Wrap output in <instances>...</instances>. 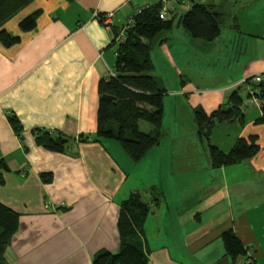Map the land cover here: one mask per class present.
<instances>
[{
	"label": "crops",
	"instance_id": "1",
	"mask_svg": "<svg viewBox=\"0 0 264 264\" xmlns=\"http://www.w3.org/2000/svg\"><path fill=\"white\" fill-rule=\"evenodd\" d=\"M173 2L174 13L187 10ZM145 4L33 0L4 24L21 38L10 47L0 43V158L7 167L0 203L18 214L6 264H91L103 251L117 253L119 205L133 192L150 208L139 236L146 264H264V123L256 122L261 103L251 95V82H245L261 74L264 85V5L228 9L237 28L226 17L224 33L220 29L214 40L198 43L208 51L213 70L190 68L186 93L191 112L202 107L208 114L228 108V97L237 90L242 119L217 124L210 141L227 153L237 138L255 136L256 155L218 168L205 154L200 158L197 150L190 151V196L186 190L176 199L177 181L185 172L166 139L136 163L114 140H77L82 135L92 139L97 128L98 80L112 72L115 62L112 30L121 29ZM35 11H40L36 28L21 32L19 20ZM110 12L111 28L99 21ZM195 39L190 35V44ZM8 114L19 120L20 136ZM34 130L68 138L67 150L45 149ZM148 168L149 179L131 176ZM43 174L50 180L44 181ZM154 188L162 194L157 201L150 198ZM226 230L234 232L246 255L234 261L226 256L221 240Z\"/></svg>",
	"mask_w": 264,
	"mask_h": 264
},
{
	"label": "trees",
	"instance_id": "2",
	"mask_svg": "<svg viewBox=\"0 0 264 264\" xmlns=\"http://www.w3.org/2000/svg\"><path fill=\"white\" fill-rule=\"evenodd\" d=\"M32 1L0 0V43L4 47L15 45L21 39L20 35L9 33L4 28V24ZM186 1L189 2V8L179 16V22L183 28L196 39L209 42L217 38L220 34V12L203 5L199 0ZM183 2L176 0L177 4H183ZM161 7L162 2L158 0L139 7L129 15L127 20L130 18L132 22L128 24L126 20L121 41H116L121 29L112 30L111 46H115V62L112 72L98 80L97 128L92 139L83 135L77 138L78 141L92 140L94 142H101L104 139L115 140L135 163L158 145L163 136L161 125L163 97L166 90L152 74L155 65L151 51L155 37L161 31L171 29L173 15L176 12L174 13L172 7L168 15L161 19L159 17ZM39 14L40 11H35L22 17L18 22L19 30L21 32L33 31L36 28ZM103 17L99 18L101 23ZM227 17L233 23L232 26L237 28L233 14L228 13ZM102 25L105 26L103 23ZM108 27L111 28V24ZM162 41L163 39H159V43ZM251 77H248L246 82H251ZM251 84L253 85L251 95L256 91L252 96L260 100L262 109V116L256 122L264 123L263 81L251 82ZM228 102V108L223 109L219 106L208 114L202 107H196L193 110L197 136L206 145L212 167L219 168L237 164L253 157L259 150L255 136L237 138L227 153L210 142L211 131L217 124L242 119L244 104L237 90L229 95ZM7 119L16 135L20 136L21 126L17 117L8 114ZM140 121L149 122L152 131L142 132L139 128ZM33 134L38 143L49 151L64 152L67 150L69 139L61 134L42 130H34ZM6 170V164L0 158V184L4 181L3 172ZM42 178L44 181H49L50 175L43 174ZM152 191L154 201H157L156 195H159V191L155 188ZM149 211V205L141 200L138 192L131 193L121 201L117 219L119 251L117 253L103 251L93 258L91 264H146V254L139 236L142 234L143 223ZM17 228L18 214L0 203V264H6L5 249ZM221 240L226 256L232 261L246 255L245 247L233 231H224L221 234Z\"/></svg>",
	"mask_w": 264,
	"mask_h": 264
},
{
	"label": "rangeland",
	"instance_id": "3",
	"mask_svg": "<svg viewBox=\"0 0 264 264\" xmlns=\"http://www.w3.org/2000/svg\"><path fill=\"white\" fill-rule=\"evenodd\" d=\"M145 1L155 3L158 0ZM172 2L173 1L170 3L168 2L169 7L173 6L174 2ZM199 2L205 6L211 7L214 11L216 10L220 12L219 27L222 33L226 30L227 11L231 10V8L243 9L247 5L251 6V4L255 7L264 5V0H199ZM181 14L182 11L180 9L176 11V14H172L173 22L171 29L161 31L155 37L151 51L152 60L155 65L152 74L166 90L163 97V118L161 125L163 136L159 143H161L163 139H166V147L171 146L175 153L174 159L178 161L180 167L185 172L179 175V181H177L179 183V194L177 193L175 195L176 199L184 198L186 190H188V192L190 191V151L197 150L195 154L200 158L203 157L202 154H205L208 157L205 143H202L198 139L196 124L192 122L194 117L193 112H191L190 109V98H187L190 97L188 96L190 95V68L197 71L200 69L207 71H209V69L213 70L212 63L208 61L211 58L209 57L208 51L205 52L200 44H198L207 42L201 39H195V43L190 44V34L179 22V16ZM19 15L18 12V16ZM13 20H15V18L11 21ZM9 26H11L10 22ZM9 33L13 34L11 31H9ZM159 39H163L162 43H159ZM191 48L194 53L193 58L190 57ZM190 59H192L191 63ZM207 63L211 64L207 66ZM184 84H187V87L183 89ZM180 91H183V93H180ZM139 127L140 130L145 133H150L152 131L151 124L146 121H140ZM216 133L218 132L216 131ZM218 135L221 136L222 134L220 133ZM212 138L215 140L214 137ZM158 145L155 147H158ZM153 166L154 164L150 165L149 168L152 169ZM149 168L147 172L138 169L131 176L135 175L140 176L141 178L144 176H150L151 173L149 172ZM147 178L149 179V177ZM157 178L159 179V173H157ZM162 183L164 185L166 184L165 181H162ZM174 184L176 183H173V185ZM186 185L189 187L187 188ZM166 191L168 195V190L166 189ZM152 196H154L153 193L150 194V198ZM158 197H162L160 192Z\"/></svg>",
	"mask_w": 264,
	"mask_h": 264
},
{
	"label": "built area",
	"instance_id": "4",
	"mask_svg": "<svg viewBox=\"0 0 264 264\" xmlns=\"http://www.w3.org/2000/svg\"><path fill=\"white\" fill-rule=\"evenodd\" d=\"M169 1H175V2H176V0H161V2H162V7H161V10H160V12H159V17H160L161 19H164V18L168 15V11L172 9V6H171V7L168 6V2H169ZM182 5L185 7V9L189 8V2H187V1H184ZM93 16H94V17H97V13L94 12V13H93ZM112 17H113V13H112V12H110V13H106V14L104 15V17H103L102 23H103L105 26L108 27V26L111 24V19H112ZM131 22H132V21H131V19L129 18V19L127 20V23L130 24ZM125 27H126V26H124L123 28H121V30H120L118 36L116 37V41H121V40L123 39V35H124ZM100 55H101V53H100ZM246 80H247V79H246ZM246 80H245V82H246ZM250 81H251L252 83H259V82H262V76H261V74L253 75V76L251 77ZM255 92H256V91H255ZM255 92H252V95H254ZM244 264H249V261H245Z\"/></svg>",
	"mask_w": 264,
	"mask_h": 264
}]
</instances>
